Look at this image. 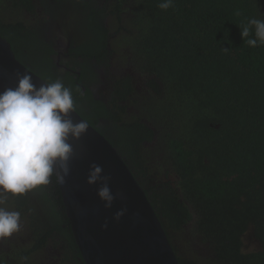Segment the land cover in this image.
<instances>
[{"label":"trees","instance_id":"1","mask_svg":"<svg viewBox=\"0 0 264 264\" xmlns=\"http://www.w3.org/2000/svg\"><path fill=\"white\" fill-rule=\"evenodd\" d=\"M135 1L138 36L131 44L159 81L152 114L165 127L164 162L179 178L148 172L150 182L166 183L161 194L146 190L156 214L171 242L183 240L188 226L224 264H264V45L249 47L240 29L248 18L264 19V0H174L168 10L158 7L161 0ZM106 139L119 147L118 139ZM118 153L130 170L143 163L142 155L133 161ZM7 206L35 221L38 207V220L53 227L42 225L44 237L27 234L25 245L9 241L0 264H39L37 250L59 231L77 248L55 176L49 185L9 195Z\"/></svg>","mask_w":264,"mask_h":264},{"label":"flooded vegetation","instance_id":"2","mask_svg":"<svg viewBox=\"0 0 264 264\" xmlns=\"http://www.w3.org/2000/svg\"><path fill=\"white\" fill-rule=\"evenodd\" d=\"M135 3V0H0V37L10 44L16 59L46 83L62 80L72 90L75 112L105 138L118 139L120 145L115 148L125 160L136 161L142 155L140 168L134 162L131 171L143 188L147 184L146 190L155 188L161 194L160 184L166 183L150 182L148 172L153 171L152 178L159 175L165 178L167 174L174 182L179 178L164 162L169 158L166 142L160 138L165 127L157 125L152 114L153 101L158 99L155 90L161 88L159 81L147 73L145 62L131 44L138 36ZM260 12L264 16V4ZM114 48H120L118 55ZM117 125L122 128L119 134L115 130ZM21 223L18 233L0 240L6 246V251L0 253L9 251V241L23 243L17 241L20 235L41 236L42 232L44 237L48 228L42 225L53 227L49 219L41 217L35 221L30 215L27 220L21 218ZM187 227L184 226L183 240L172 241L175 252L184 260L182 263L224 264ZM71 238L75 243L72 235ZM46 240V247L37 250L44 251L43 263L39 264H84L82 258L72 261L71 251L79 250L71 248V241L60 231Z\"/></svg>","mask_w":264,"mask_h":264},{"label":"water","instance_id":"3","mask_svg":"<svg viewBox=\"0 0 264 264\" xmlns=\"http://www.w3.org/2000/svg\"><path fill=\"white\" fill-rule=\"evenodd\" d=\"M25 73L32 76L37 89L47 84L19 62L10 44L0 37V92L15 88L17 74ZM71 118L74 122L84 120L77 112ZM69 143L74 151L70 173L64 183L56 180L84 264H180L146 188L117 149L91 125L84 136L79 140L70 137ZM92 164L101 166L103 175L110 177L109 187L116 197L110 209L97 196L102 185L86 183ZM57 174H62L59 165ZM122 209L127 211L117 222L114 216Z\"/></svg>","mask_w":264,"mask_h":264},{"label":"clouds","instance_id":"4","mask_svg":"<svg viewBox=\"0 0 264 264\" xmlns=\"http://www.w3.org/2000/svg\"><path fill=\"white\" fill-rule=\"evenodd\" d=\"M173 6L174 0H161L158 5L162 10ZM236 15L241 13L237 11ZM240 29L249 47L264 45V19L248 18ZM17 80L15 88L0 92V239L11 237L22 228L21 213L7 206L9 195L22 196L49 185L54 176L64 183L74 156L69 138L79 140L89 128L87 121L74 122L71 118L76 105L72 90L62 80L42 84L38 89L28 73L17 74ZM57 165L62 174H57ZM109 180L101 166H90L86 183L102 185L97 196L106 209L116 199ZM126 211H118L114 220L118 222ZM103 227L107 228V222Z\"/></svg>","mask_w":264,"mask_h":264},{"label":"rangeland","instance_id":"5","mask_svg":"<svg viewBox=\"0 0 264 264\" xmlns=\"http://www.w3.org/2000/svg\"><path fill=\"white\" fill-rule=\"evenodd\" d=\"M9 11H11V10H9ZM1 15V14H0ZM123 31V30H122ZM117 51H120V48H114V52L116 53V55H118L117 54ZM116 61V60H115ZM159 181H165L164 179H159ZM35 215L38 217V218H40V212L38 211V214L35 212ZM29 236L27 235V233H25L24 235H20L18 238H17V241L18 242H23V243H21V244H25V242H26V240H27V238H28ZM1 241H3V239H0ZM51 244L50 243H48V247L50 246ZM252 246V245H251ZM251 248H253V246L251 247ZM3 251H6V246L3 244V243H1L0 244V252H3ZM34 259L38 262V263H40V262H42L43 263V259H44V251H41V252H39L38 254H36L35 255V257H34Z\"/></svg>","mask_w":264,"mask_h":264}]
</instances>
